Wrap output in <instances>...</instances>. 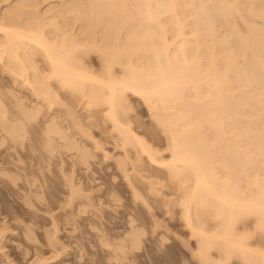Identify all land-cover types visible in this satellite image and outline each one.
I'll list each match as a JSON object with an SVG mask.
<instances>
[{
	"label": "bare ground",
	"instance_id": "1",
	"mask_svg": "<svg viewBox=\"0 0 264 264\" xmlns=\"http://www.w3.org/2000/svg\"><path fill=\"white\" fill-rule=\"evenodd\" d=\"M130 93L164 151L130 124ZM76 104L88 128L108 122L114 145L135 154L138 179L150 164L164 170L143 181L149 194L173 185L201 264H264V241L254 245L264 240V0H0V151L27 140L39 161L64 148L86 164L78 132L110 155Z\"/></svg>",
	"mask_w": 264,
	"mask_h": 264
},
{
	"label": "rangeland",
	"instance_id": "2",
	"mask_svg": "<svg viewBox=\"0 0 264 264\" xmlns=\"http://www.w3.org/2000/svg\"><path fill=\"white\" fill-rule=\"evenodd\" d=\"M21 91L19 93L28 94L23 89ZM128 101L129 122L135 131L158 150L164 151L166 139L162 134L151 133V118L143 101L131 93ZM74 108L79 114V121L85 123L84 128H90L95 138L103 139H100L101 145L110 155L103 156L101 150L95 149L90 139L84 137H87L86 134H79L77 127L84 124L77 122V129L73 126L72 131L76 130L78 139L91 152L86 164L80 160L76 150L62 151L64 139L55 141L56 146L60 144L56 150H62L55 151L50 161L39 157L40 160L44 159L41 160L44 163L38 160L36 151L25 147L27 140L23 145L24 150L19 146L23 152L15 147L17 150L11 148L10 153L1 150L0 159L5 160L2 161L3 165L8 168L7 171L0 169V229L2 225L5 226L0 231V264H11L13 259L15 264H201L194 255L196 238L184 225L179 205L171 202L177 193L171 190L174 189L173 185L167 181L166 185L158 184V188L156 183L157 190L163 187L161 191L155 193L149 190L153 195L148 193L145 182L154 177L163 181L164 177L161 176L164 170L151 164L146 168L147 162L142 159L140 163L145 160L144 165L141 164L145 169L140 168L138 172L141 175L152 172L154 175H148L149 180L148 176L145 178L143 175L145 182L138 179L132 165L136 161L131 162L134 153H125L121 147L114 145L109 123L106 122L104 126L103 122L100 125L102 128L93 125L88 128L81 105L76 104ZM138 118L146 122L151 131L144 122L141 124L137 121ZM66 122L69 125L74 121L63 120L61 125L66 126ZM119 159L121 166H117ZM41 181L45 184L44 188L39 187ZM71 184L78 188H74L72 195ZM36 189L40 193H35ZM24 223L30 229V236ZM248 226L243 229H251ZM254 237L251 241L258 242ZM260 241L254 245L261 246L264 240ZM213 254L217 256L216 251ZM231 262L245 264L238 258H233Z\"/></svg>",
	"mask_w": 264,
	"mask_h": 264
}]
</instances>
